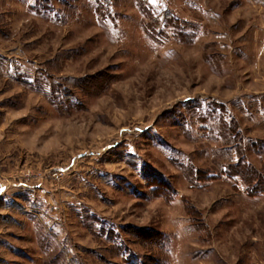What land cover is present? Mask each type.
<instances>
[{"label": "rangeland", "instance_id": "374dc122", "mask_svg": "<svg viewBox=\"0 0 264 264\" xmlns=\"http://www.w3.org/2000/svg\"><path fill=\"white\" fill-rule=\"evenodd\" d=\"M148 2L0 0V264H264V0Z\"/></svg>", "mask_w": 264, "mask_h": 264}, {"label": "trees", "instance_id": "16d2710c", "mask_svg": "<svg viewBox=\"0 0 264 264\" xmlns=\"http://www.w3.org/2000/svg\"><path fill=\"white\" fill-rule=\"evenodd\" d=\"M138 3L140 5V8L144 9V11L147 13V15L152 18L153 20L151 27L161 29L162 25H168L169 27H173V35L176 36V39L184 40L183 38H188V41H191L190 39H193L198 33L197 31H193L194 28L191 26H187L186 24L179 21V19L170 17L167 15L164 20L159 19V17L156 15L155 18L151 17L152 15V5L148 2V0H138ZM189 30V31H188ZM196 30V29H195ZM152 35V34H151ZM190 38V39H189ZM260 152H264V147H262V150H259ZM235 175H239L243 181L246 183V181H253L254 183L252 185H248V190L254 194L262 193L264 192V180L261 179L259 176H257L256 171L249 168L248 165H246L243 162H239L235 166ZM263 184L261 187L260 183ZM248 184V183H246Z\"/></svg>", "mask_w": 264, "mask_h": 264}]
</instances>
